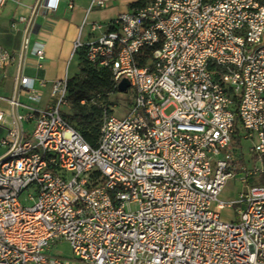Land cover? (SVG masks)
Returning <instances> with one entry per match:
<instances>
[{"label":"built area","instance_id":"1","mask_svg":"<svg viewBox=\"0 0 264 264\" xmlns=\"http://www.w3.org/2000/svg\"><path fill=\"white\" fill-rule=\"evenodd\" d=\"M60 2L33 0L17 20L16 93L8 114L0 107V264H264V185L250 180L264 170V0H149L84 20L70 60L108 69L130 95L122 117L105 109L93 145L64 116L67 71L43 107L45 82L22 75L25 52L38 68L45 57L30 47L36 16ZM14 59L0 45V70ZM59 241L71 258L48 254Z\"/></svg>","mask_w":264,"mask_h":264},{"label":"crops","instance_id":"2","mask_svg":"<svg viewBox=\"0 0 264 264\" xmlns=\"http://www.w3.org/2000/svg\"><path fill=\"white\" fill-rule=\"evenodd\" d=\"M92 0H61L57 11L53 13L40 12L35 18V26L30 37V47L33 43L38 42L44 44L45 57L41 67H37V61L32 56L30 49L24 53L22 61V75L29 78H35L45 82V86L40 90L42 102L38 107H43L48 99L51 83L57 79L65 76L68 69L73 45L77 38L82 22L86 20L87 23L96 22L98 17L91 21L89 13L92 8ZM30 3L14 0L9 2L4 7L0 8V45L14 55V61L7 67L0 70V107L9 113L10 108L8 101L13 98L16 93V81L19 66V55L21 53V44L24 24L18 23L20 16H29ZM72 4L73 8L69 9L68 5ZM118 14L123 13L122 6L116 4ZM117 16L101 20L104 24L108 23ZM16 24L12 28V24ZM88 28L84 30L83 38L86 39ZM14 36L15 40L11 41L10 37ZM72 77V76H71ZM17 99L22 103L30 104L27 96L18 91ZM25 127L31 128L30 124H25ZM1 129V128H0ZM2 131V129H1Z\"/></svg>","mask_w":264,"mask_h":264},{"label":"trees","instance_id":"3","mask_svg":"<svg viewBox=\"0 0 264 264\" xmlns=\"http://www.w3.org/2000/svg\"><path fill=\"white\" fill-rule=\"evenodd\" d=\"M149 0H137L131 5L132 12L143 8ZM79 72L67 80L68 110L64 116L88 143L93 145L101 125L103 112L108 108L106 99L111 92H117L114 87L111 72L104 68H93L80 58ZM84 77L83 80H79ZM108 113H111L108 110ZM240 154L239 140L235 141ZM264 163V158H263ZM254 183L264 185V170L250 178Z\"/></svg>","mask_w":264,"mask_h":264},{"label":"rangeland","instance_id":"4","mask_svg":"<svg viewBox=\"0 0 264 264\" xmlns=\"http://www.w3.org/2000/svg\"><path fill=\"white\" fill-rule=\"evenodd\" d=\"M23 2L24 4L30 3L32 0H16ZM137 0H109L106 2L105 7H94L91 9L89 13V20L91 21L95 17H98L97 20L99 23H102L101 20H108L111 19L118 14V7L116 4H119L122 6L123 13L132 12L131 5L136 2ZM11 41H14V36L10 37ZM67 72L69 74V78L79 72V66L78 61L76 57L68 64ZM84 77H80L79 80H83ZM130 101V95H125L124 93H118V92H111L107 99L106 104L108 106H111L113 108V113H115L116 116L122 117L125 115L129 107L127 106ZM66 112L68 108L65 109ZM171 108L166 110V113L171 112ZM3 133L0 129V139L2 137ZM3 152V149L0 147V155ZM240 159V162H242L246 167H252L255 163V160L253 159V155L249 152V148L246 143H244L240 149V154L236 157ZM241 188L238 186L237 179H230L227 181L223 191H222V197L227 200H233L237 198V195ZM224 217L226 219H232V216L229 215V211L224 212ZM49 255L51 256H62L71 258L72 253L71 249L69 247V244L66 241H59L55 243H51L50 249L47 251Z\"/></svg>","mask_w":264,"mask_h":264},{"label":"water","instance_id":"5","mask_svg":"<svg viewBox=\"0 0 264 264\" xmlns=\"http://www.w3.org/2000/svg\"><path fill=\"white\" fill-rule=\"evenodd\" d=\"M129 88V83L126 80H122L117 88L118 93H126L127 89Z\"/></svg>","mask_w":264,"mask_h":264},{"label":"bare ground","instance_id":"6","mask_svg":"<svg viewBox=\"0 0 264 264\" xmlns=\"http://www.w3.org/2000/svg\"><path fill=\"white\" fill-rule=\"evenodd\" d=\"M3 161H12V154H3Z\"/></svg>","mask_w":264,"mask_h":264}]
</instances>
